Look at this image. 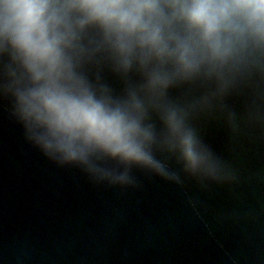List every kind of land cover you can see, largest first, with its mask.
Segmentation results:
<instances>
[{
  "label": "clouds",
  "instance_id": "clouds-1",
  "mask_svg": "<svg viewBox=\"0 0 264 264\" xmlns=\"http://www.w3.org/2000/svg\"><path fill=\"white\" fill-rule=\"evenodd\" d=\"M0 109L94 186L233 185L203 125H264V0H0Z\"/></svg>",
  "mask_w": 264,
  "mask_h": 264
},
{
  "label": "water",
  "instance_id": "water-1",
  "mask_svg": "<svg viewBox=\"0 0 264 264\" xmlns=\"http://www.w3.org/2000/svg\"><path fill=\"white\" fill-rule=\"evenodd\" d=\"M203 132L237 183L105 188L44 160L0 109V264H264V125Z\"/></svg>",
  "mask_w": 264,
  "mask_h": 264
}]
</instances>
